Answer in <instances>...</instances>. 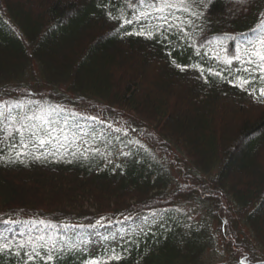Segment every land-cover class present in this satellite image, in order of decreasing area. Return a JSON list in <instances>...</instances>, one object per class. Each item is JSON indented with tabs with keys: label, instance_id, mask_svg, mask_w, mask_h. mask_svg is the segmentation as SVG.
<instances>
[{
	"label": "trees",
	"instance_id": "16d2710c",
	"mask_svg": "<svg viewBox=\"0 0 264 264\" xmlns=\"http://www.w3.org/2000/svg\"><path fill=\"white\" fill-rule=\"evenodd\" d=\"M158 7L0 0V264L33 248L28 264H264V0ZM69 108L142 146L80 135ZM187 200L202 217L179 209ZM149 213L146 229L84 246L88 228Z\"/></svg>",
	"mask_w": 264,
	"mask_h": 264
},
{
	"label": "rangeland",
	"instance_id": "374dc122",
	"mask_svg": "<svg viewBox=\"0 0 264 264\" xmlns=\"http://www.w3.org/2000/svg\"><path fill=\"white\" fill-rule=\"evenodd\" d=\"M211 51V54H215L216 50L214 48L209 49ZM199 53L209 55L206 51H198ZM28 92V90H27ZM34 96V94H33ZM35 97V96H34ZM70 112H72L75 116H77V119L80 120V129L79 134L85 135L87 131H90L91 129L99 134L103 133H112L121 135L122 137H126L130 140V143L134 146L141 147L138 140L134 139V132L130 130V128L123 123L119 121H112L105 118H102L101 116H97L96 114L92 115L88 111H85L83 108H69ZM95 118V119H93ZM172 177L174 179L173 181V188L176 186L183 184L182 178L177 170L172 171ZM179 209L184 210L187 212L192 219H198L199 217H202V210L200 207L193 201H182L179 204ZM160 215H156L154 213H149V215L140 218L132 219H123L122 221L113 222V221H107L106 223L100 224L97 227L88 228L86 232H84L83 236V242L84 246L86 248H89L91 252H94L95 250L102 247L106 239H109V237L113 238V242H118L122 238V233L128 231L131 229L132 225L139 222L140 229H146L150 223L151 219L153 218H159ZM225 225V224H224ZM212 226L215 229L219 228V225L216 222H213ZM216 233H218L216 231ZM76 230H73L70 235H76ZM214 259L216 261H221L226 258H224L223 250L219 246L218 251L216 253V256H214Z\"/></svg>",
	"mask_w": 264,
	"mask_h": 264
},
{
	"label": "snow or ice",
	"instance_id": "6c2138e0",
	"mask_svg": "<svg viewBox=\"0 0 264 264\" xmlns=\"http://www.w3.org/2000/svg\"><path fill=\"white\" fill-rule=\"evenodd\" d=\"M143 2H145V0H141V3H143ZM161 3L164 5V7H158L157 10L160 11V12H164L165 7H173V8L177 7L178 3L179 4H184L185 0H161ZM180 10L187 11L188 9L187 8H182ZM193 14L195 15V13H193ZM126 22L127 23H132L131 20H127ZM181 31H183V30L181 29ZM137 34L145 35V33H143V32L137 33ZM148 35H150V34H148ZM261 43L264 44V41H261ZM256 55L259 56L260 60L264 61V55H261L259 52H257ZM179 67H181V69H183L184 66L181 65ZM261 70L264 71V67H262ZM244 83H247V81H244ZM260 92H261V95H264V88H262L260 90ZM3 107H4V105H0V123H2L3 119L5 118V114L3 112ZM10 111H11V109H9V113H10ZM8 119H10L13 124H15V120H14V118L11 117L10 114L8 116ZM29 119H31V118H29ZM93 119H95V118H93ZM24 127H25L24 125H21L20 128H16L15 129L16 133H18V134H20L22 136ZM0 130H2V129H0ZM41 143H44V141H41ZM24 146L26 147V145H24ZM20 154L26 155V153H18V155H20ZM38 158L39 157H37V159ZM4 222L7 223V221H4ZM20 247H23V245H21ZM0 250H2V246H0ZM24 255L26 256L24 264H28L29 261H35V259L37 257H40L41 253L38 250H36L35 248H33V251L31 253L25 252ZM41 258L46 259V260H51L52 259L51 255H48L47 257H41ZM91 264H97V261H91Z\"/></svg>",
	"mask_w": 264,
	"mask_h": 264
}]
</instances>
